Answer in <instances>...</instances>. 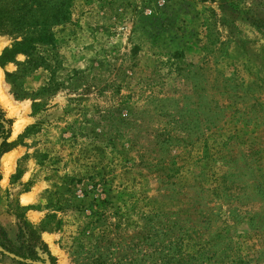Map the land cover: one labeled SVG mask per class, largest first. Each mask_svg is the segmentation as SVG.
<instances>
[{
  "label": "rangeland",
  "instance_id": "374dc122",
  "mask_svg": "<svg viewBox=\"0 0 264 264\" xmlns=\"http://www.w3.org/2000/svg\"><path fill=\"white\" fill-rule=\"evenodd\" d=\"M0 34L35 47L1 82L10 247L19 206L53 264H264V0H1Z\"/></svg>",
  "mask_w": 264,
  "mask_h": 264
},
{
  "label": "trees",
  "instance_id": "16d2710c",
  "mask_svg": "<svg viewBox=\"0 0 264 264\" xmlns=\"http://www.w3.org/2000/svg\"><path fill=\"white\" fill-rule=\"evenodd\" d=\"M29 13L33 12L29 11ZM66 15L67 14L64 13L62 18H59V14H53L52 18L54 22H58L59 20L65 19ZM28 42L30 43V41L24 39L22 42L14 43L10 48H7L0 57V66L4 67L7 63L13 62L16 55L21 54L29 56V52L35 50V47L27 46ZM12 126L13 122L10 119H7L5 112L0 108V158L13 151L17 146L16 142H10ZM25 212L26 209L20 208L19 206L15 212V216L18 220V235L16 241L18 248L14 250L9 244H7L4 239L6 238L5 232L0 236V246L21 257L23 260H39L44 263L45 260L41 257L45 255L48 261L53 264L54 259L40 237L42 230L37 229L26 220L24 215ZM0 257L2 256L0 255Z\"/></svg>",
  "mask_w": 264,
  "mask_h": 264
},
{
  "label": "crops",
  "instance_id": "0c3cea01",
  "mask_svg": "<svg viewBox=\"0 0 264 264\" xmlns=\"http://www.w3.org/2000/svg\"><path fill=\"white\" fill-rule=\"evenodd\" d=\"M8 39L7 37L3 36L0 34V57L1 55L3 54V52L7 49V48H10L12 45H9L8 43ZM21 57H23V55H16L15 56V59L13 62H10V63H7L4 67H1L0 66V74L2 76V79H3V75L4 73H6V71H8V67H11V66H14L15 65V62L20 59Z\"/></svg>",
  "mask_w": 264,
  "mask_h": 264
},
{
  "label": "bare ground",
  "instance_id": "6f19581e",
  "mask_svg": "<svg viewBox=\"0 0 264 264\" xmlns=\"http://www.w3.org/2000/svg\"><path fill=\"white\" fill-rule=\"evenodd\" d=\"M1 82H2V76L0 74V103L3 104V100H2V97H1V94H2ZM19 128L20 127H17V130H19Z\"/></svg>",
  "mask_w": 264,
  "mask_h": 264
},
{
  "label": "water",
  "instance_id": "95a60500",
  "mask_svg": "<svg viewBox=\"0 0 264 264\" xmlns=\"http://www.w3.org/2000/svg\"><path fill=\"white\" fill-rule=\"evenodd\" d=\"M0 253L4 254L5 256H8V257L16 259L15 257L11 256L10 254L6 253L5 251H3L1 249H0Z\"/></svg>",
  "mask_w": 264,
  "mask_h": 264
}]
</instances>
